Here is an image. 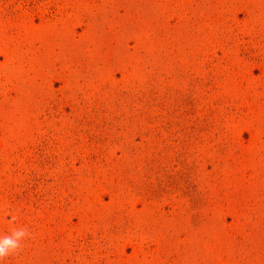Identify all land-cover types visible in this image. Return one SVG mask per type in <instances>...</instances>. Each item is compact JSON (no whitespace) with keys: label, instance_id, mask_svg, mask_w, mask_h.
Returning a JSON list of instances; mask_svg holds the SVG:
<instances>
[{"label":"rangeland","instance_id":"1","mask_svg":"<svg viewBox=\"0 0 264 264\" xmlns=\"http://www.w3.org/2000/svg\"><path fill=\"white\" fill-rule=\"evenodd\" d=\"M25 226L4 264H264V0H0Z\"/></svg>","mask_w":264,"mask_h":264},{"label":"clouds","instance_id":"2","mask_svg":"<svg viewBox=\"0 0 264 264\" xmlns=\"http://www.w3.org/2000/svg\"><path fill=\"white\" fill-rule=\"evenodd\" d=\"M30 237L31 233L26 226L15 227L6 234H0V264H4L6 258L17 254L22 249L23 242Z\"/></svg>","mask_w":264,"mask_h":264}]
</instances>
